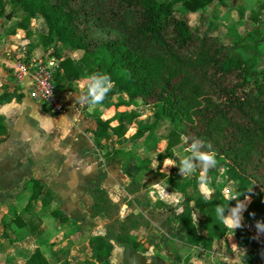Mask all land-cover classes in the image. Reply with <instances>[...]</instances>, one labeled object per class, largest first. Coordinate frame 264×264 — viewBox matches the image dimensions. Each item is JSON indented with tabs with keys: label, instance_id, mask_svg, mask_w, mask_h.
Returning a JSON list of instances; mask_svg holds the SVG:
<instances>
[{
	"label": "trees",
	"instance_id": "16d2710c",
	"mask_svg": "<svg viewBox=\"0 0 264 264\" xmlns=\"http://www.w3.org/2000/svg\"><path fill=\"white\" fill-rule=\"evenodd\" d=\"M213 1L180 0L181 9L189 11L205 10ZM8 7L14 14L24 13L17 26L25 30L26 36L32 33V18L44 20L46 31L39 35V40L44 50L51 48L50 54L61 58V51L67 47L82 51L79 63L70 56L59 61L63 72L58 70L55 74L57 88L63 86L60 76L67 80L88 76L91 82L86 92L87 103L109 106L115 95L124 93L127 98L120 97L114 103L116 107L134 105L139 99L152 105L153 119L145 123H141L140 113L134 107L116 110L108 118L95 115L92 138L96 147L103 149L104 141L112 136L124 137L134 123L136 128L130 141L167 121V155L172 154L175 142L184 136V146L197 147L196 158L210 160L205 168L211 188L208 194L187 190L189 185L196 187L200 182L197 171L186 180H181L180 172L161 173L182 195L180 208L173 211L172 218L179 233L185 235L186 245L202 252L211 251L214 239L229 233L227 215L245 206L243 198L255 191L264 199V70L257 68L258 54L244 57L238 50L257 47L256 42L245 43L235 38L229 44L214 32L200 33L187 18L176 13L172 0H0V16L6 14ZM259 8H264V1ZM247 18L256 24L261 22L258 11H251ZM56 42L61 43L60 47ZM12 96L1 93L0 102ZM114 120L116 123L112 124ZM7 131L0 113V140ZM104 154L113 157L109 151ZM167 155L159 156V165ZM136 159L135 155L123 167L131 181L142 168ZM231 181L236 188L226 195L223 188ZM28 184L31 192L26 204L19 212L14 209L11 217L1 219V234L9 242L20 238L15 233L16 225L24 226L23 234L34 232L43 214L74 223L61 208L53 206L50 187L34 177L24 182V186ZM91 195L93 215L110 221L105 233L90 237L85 264H111L115 242L142 249L140 239L131 233L137 220L114 217L116 204L103 187L93 188ZM254 239L249 235L240 243ZM174 259L181 257L175 254ZM254 262L252 258L248 264ZM24 264L50 262L37 246Z\"/></svg>",
	"mask_w": 264,
	"mask_h": 264
},
{
	"label": "rangeland",
	"instance_id": "374dc122",
	"mask_svg": "<svg viewBox=\"0 0 264 264\" xmlns=\"http://www.w3.org/2000/svg\"><path fill=\"white\" fill-rule=\"evenodd\" d=\"M172 1L176 13L187 18L190 24L200 33L207 31L214 32L223 39L224 42L229 44L232 43L235 38H239L240 41L245 43L256 42L257 47L247 50L239 47L238 50L244 57L258 54L259 60L257 62V68L264 70V8H259L260 2L264 0H223L224 2L215 0L213 15L210 14L209 10H204L203 12H200L201 10H183L181 9L180 0ZM240 11L243 12L242 16L240 15ZM251 11L259 12L260 23L256 24L247 18L248 13ZM10 18L13 24L16 18ZM39 21L41 20H35L34 26H39ZM255 29H257L256 31L258 33H255ZM119 98L120 97L116 96L115 99L119 100ZM40 103L27 96L26 101L22 102V105L16 106L15 104L13 107L14 109H16V107L19 109L15 111L8 120L10 128V133L7 136L8 139L2 138L0 140V151H3L5 148L9 149L7 154L3 156L0 155V195L16 193L19 198L14 203H16V207L20 208L26 202L31 191L29 184L23 186L21 182L24 177H28L27 175L33 171L32 169H35L34 167L37 163L40 167L45 168L46 166L52 165V162H55L60 164L59 171H61V173L65 172L67 176L72 173V177L73 175L77 176V178L79 177V180H73L72 177L67 178L65 175V178H55L56 184L58 185L53 187V189L55 188L57 191L53 199V206L61 207L63 205L65 209L67 208L69 210L66 211L70 213L77 222L76 224L63 223L51 215L44 216L45 223H48V225H46L47 230L40 234L41 239H43V245L41 244L40 247L48 251L47 256L53 261H55L54 248L58 247L57 252L60 254V264H85L88 255L87 248L89 237L102 231L105 232L108 223L107 218L94 217V215L91 216L92 210L90 206L92 197L86 176L89 175L93 177V179H98L93 180L92 183H99L101 185V175L105 174L101 172V175H96L95 171L97 170L94 167H91L90 171L88 165L91 164L92 161H89L87 158L70 159L71 168L67 170L66 152L58 149L59 145H66L61 141L65 139H60V136L58 137L51 128L53 124L51 120L55 119L57 116L48 111V109ZM133 106L139 111L140 115L145 117L141 120V123L153 119L152 105L139 99ZM121 108H123V106ZM135 128L136 124L134 123L126 132L128 138L125 136V138L106 140L105 149L109 151L111 149H118V146L122 148L123 146H128L126 144L131 142L129 139L134 134ZM169 129L170 124L164 121L141 142L137 150L139 154L140 152L142 153L140 162L144 166V169L137 174V180L133 183H129V180L118 178V183L116 185L118 187H116V191L110 190L113 192V195L116 192L118 194L119 201L115 202L118 216L131 214L133 210H130L128 207L133 205L135 200L146 202L147 200L154 201L153 199L162 197L164 189L166 191L168 189L167 196L164 195V197H172L170 201L173 203L180 201L179 197L174 198L170 194L171 187L161 174L165 173L163 172L164 170H162L163 165H171L172 174L180 172L182 176L186 175L183 179L187 177L192 178L193 172L196 170L200 181L196 185L197 190L206 193L210 192L211 188L205 171L210 160H208V158H196V154L198 153L197 147L191 144L184 146V136L180 138V141L175 142L172 147L173 154L171 157L164 158L159 165V156L161 154L167 155L165 149L167 143H165V140L168 141L169 139ZM115 143H118V145H115ZM134 149H136V147L131 151H129V149L128 151L123 149L117 150L116 156L120 159V163L124 165L128 162V159L134 160L135 155L137 156ZM64 151H66L65 147ZM102 153L101 150L96 151L93 147V156L96 158L95 161L98 165V169L101 171L105 166V161L102 157L100 159ZM102 160L104 161V165ZM80 164H84V173L86 175H82L78 171ZM62 166L66 168L64 171L61 170ZM84 179L86 180L85 183L81 181ZM139 180L141 181L139 182ZM15 181H18V183L15 184ZM119 188H121L120 191ZM124 188L129 191L137 190L136 192L138 193L134 195V198L127 200V198H123L122 196L124 192L127 194V190H124ZM187 190L190 193L196 192L193 184L188 186ZM227 191L226 189L224 190L225 193H228ZM252 193V195L247 196L249 202L246 207L241 209L236 208L227 215V220L229 219L231 225L235 227L238 225V228L233 229L232 232L229 233L230 245L228 241H221L218 250L210 253L202 252L195 248L189 249L182 244L178 234H175L169 227L167 228V225L162 226L160 224L161 221L154 217L161 225V228L152 227V232L149 231L145 234H139V238L141 240L144 239L143 246L145 247L140 250H134V248L132 249L127 243L125 245H117L111 258V264H158L156 261H160V264H167V246L170 243L178 248L182 255L187 254V260L190 259L189 262L183 260L179 264H248L252 258L256 261L253 264H264V241L254 237L255 239L252 242H248L246 245L240 243L251 235L243 228H239V225H243L242 220L245 217H248L257 229H264V199L255 191ZM121 203L129 205L126 206L127 211L126 207L122 206ZM177 207L179 208V206H175L172 207V209ZM169 210L168 207L164 209L166 213ZM238 213H242V215H238ZM142 216L143 215L138 213L136 217L139 221L144 222L145 219L143 220ZM237 216L239 220L236 219ZM164 220L165 217L163 216V221ZM168 236L171 237V242H168ZM34 244L35 242H33V240H29L23 249L26 250L27 248H31ZM68 256H71L70 260H68Z\"/></svg>",
	"mask_w": 264,
	"mask_h": 264
},
{
	"label": "crops",
	"instance_id": "0c3cea01",
	"mask_svg": "<svg viewBox=\"0 0 264 264\" xmlns=\"http://www.w3.org/2000/svg\"><path fill=\"white\" fill-rule=\"evenodd\" d=\"M215 0L213 2H211L208 6L207 9L205 10H209L210 14H214L213 12V6ZM10 10V7L7 8L6 14L4 16H0V94L4 93V92H8L13 94V96L4 102H0V113L3 114L4 118H5V122L7 124V135L3 137V139H8V135L10 133V128L8 125V120L10 118L11 115H13L15 113V111H17L19 108L16 107V109H14L13 107L15 106H20L22 105V102H25L27 99V96H29L28 94V89L26 86H18L16 85V83L14 82V80L12 79L11 75L8 72V69L5 67V65L2 62V58L4 57V55L9 52V51H19V52H25L27 55L31 56H39V55H45L47 53H49V50H44L42 45L40 44V40H39V35L43 32L46 31V25L43 19L36 17V18H32L31 22H30V28L32 30V33L29 36H26L25 30L22 28H19L17 26V22L20 20V17L24 14L23 12H15V14ZM204 10H201L200 12H203ZM202 14V13H201ZM18 15V17H17ZM16 16V17H15ZM10 17L16 18V21L12 24V19ZM41 20L39 21V26H34V21L35 20ZM57 47H60L61 43L60 42H56L55 44ZM82 55V51L79 49H75L72 47H67L65 49H63L61 51V59H63L64 57L70 56L71 58L74 59V61L78 62V59L80 58V56ZM61 72H63V69L61 68ZM60 79L62 81L63 86L58 88V94L59 97L61 99V101L63 102V104L65 105V111L63 113H54L52 111H50L44 104V106L46 107V109H48V111H50L51 113L55 114V119L51 120L52 121V125L51 128L54 130V132L56 133V135H58V137L60 136V139H65V140H61L62 143H65V146L59 145L58 149L60 151L66 152L65 154L67 155V170H70V164H71V160L70 159H89V161L91 160L92 163L89 164V170L91 171V167L96 168L97 171H95L96 175L100 174L101 172H104L105 175H101L102 179H100L102 181L101 185L99 183H92L93 180H98V179H93V177H90L89 175H87V181H88V186L90 188L89 191H91L93 188L95 187H103L107 193L109 198L111 199V201L113 203L118 202V194L117 192L113 195V192L110 190H115L116 191V186L118 183V178H121L122 180H129V183H133L135 180H137V174L139 172H141L144 169V166L142 165L141 170H139L135 177L134 180L131 181V178L125 173L124 171V165L127 163H125L124 165L122 163H120V159H118V156H116V152L117 150L123 149L125 151H131L134 147H136V149H134L135 154H137V159L140 160V156L142 155V153L137 150L138 147L141 145V142L144 141L146 139V137L148 136V134L146 133L145 135H143L141 138H137L135 140V142L131 141L128 142L126 145L128 146H123V148L121 146H118V149H111L109 150V155H113L112 158H108L104 153L106 151H108V149H105L106 146L102 149V148H98L95 146L93 138H92V130L95 129L96 124H95V115H100L103 118H108L110 116H112L116 110H123V109H130L131 107H134L133 105H120L118 107H116L114 105L115 102L118 101V99L116 100V96L121 97L123 99H126V95L124 93H120L118 95H115L112 100H111V105L109 106H104V105H99V104H94V103H87L86 102V96H87V88L89 86V83L91 82V78L88 76H79V77H74L72 80H67L64 79V76H60ZM60 81V82H61ZM93 91V89L91 90ZM26 96V97H25ZM30 97V96H29ZM31 98V97H30ZM33 99V98H31ZM35 100V99H33ZM37 101V100H35ZM38 103H40L39 101H37ZM41 104V103H40ZM43 105H42V109H43ZM123 106V108H121ZM142 115H140L139 120H143ZM116 120L112 121V124H115ZM150 134V133H149ZM126 138H128V134L125 135ZM122 137V138H125ZM119 139L116 136H112L110 139ZM109 140V139H108ZM6 141V140H5ZM65 141V142H64ZM168 141L165 140V143H167ZM105 143V141H104ZM106 145V143H105ZM115 145H118V143H115ZM64 147L66 148V151H64ZM93 147L94 150L96 151H102L103 153L100 156V159L102 157V159L105 161V166L103 167L102 171L98 169V165L96 163V158L93 156ZM8 148L3 149V151H0V155H5L8 152ZM121 152V151H120ZM113 153V154H112ZM126 153V152H125ZM98 154V153H97ZM96 154V156H97ZM173 154V153H172ZM167 155L166 157L169 158L171 157V155ZM164 157V158H166ZM130 158V156H129ZM102 160V163L104 165V161ZM129 160V159H128ZM58 163L52 162V165H49L48 167L46 166L45 168L40 167L39 164H35V169H32L33 171H31L30 169V173L27 175L28 177H24L21 184L24 186V182L31 178L34 177L35 179H38L40 182H42L44 185H46L47 187H50L53 193V197L55 196V192H57L55 190V188L53 189V187H55L57 182L55 180L56 177H58L60 179L61 178H65L64 175L67 178H71L72 177V173L70 175L67 176V174L61 173L60 168H59ZM58 166V167H56ZM66 168L62 166L61 170H65ZM84 164H80L78 171L82 174V175H86L84 173ZM162 170H164L163 172H165L167 175L171 174V170L172 167L171 165H163ZM196 171V170H195ZM186 176V175H184ZM181 175V180H186L183 179V177ZM52 179H51V178ZM73 180H79V177L77 178V176L73 175L72 177ZM187 179H190V177H187ZM52 180V181H51ZM99 180V181H100ZM84 183L86 182V180H81ZM141 180H139L140 182ZM166 181V180H165ZM167 182V181H166ZM232 183H227L224 188H223V192L224 190H228V193H225L226 195L230 194L235 188H236V183L231 181ZM18 183V181H15V184ZM20 184V185H21ZM142 184V183H141ZM167 184L171 187V196H173L174 198H180V201H177L176 203H173L171 200L172 197L168 198V197H164L167 196L168 193V189L167 191L164 189V192L162 194V197L157 198V199H153L154 201H144V202H140L138 200H135L134 204L131 205L130 210H133L131 214L129 215H124V216H118L117 214V210H116V214L114 217H118L120 219L126 220V219H130V218H135L137 220V225L133 226L131 228V233L133 235H135L137 238H139V234L140 233H148L149 231L152 232V227L155 228H161L162 226L167 225V228L169 227L171 230L174 231L175 234H178L181 238V242L185 247H188L189 249L195 248L198 249L196 247L193 246H189L186 245L184 243V239H185V235L179 233L178 231V226L176 221L172 218V214L173 211L176 209L180 208L181 205V193L179 191H177V189L175 187H173L171 184H169L167 182ZM192 185V184H191ZM110 186V188H109ZM142 186V185H141ZM190 186V185H189ZM194 186V185H193ZM168 187V186H167ZM31 188V187H30ZM160 188V187H159ZM195 190H197L196 187H194ZM121 190V188H119V191ZM124 190H127L124 188ZM137 190H127V194L124 192L122 194L123 198H127V200L134 198V195L138 192H136ZM201 191V190H199ZM31 192V191H30ZM189 192V191H188ZM205 194H208L204 191H201ZM161 193V192H160ZM193 194H196L193 193ZM92 197V195H91ZM19 198L18 195H16V193L14 194H2L0 195V264H24L26 257L28 256V254L35 248V247H40L41 244L43 243V239H41L40 234H42V232H45L47 230L46 225H48V223H45V219L44 216H48L51 215L50 213L47 214H43L40 216L41 219V224L38 225L35 229L34 232L31 233H27V234H23L24 233V226H20V225H16V227H18L17 231H15L16 235L20 236V238L16 239L14 238V240L9 242V239L2 236V231H3V225L1 222L2 217H11L12 216V212L14 209H16L17 212L20 211V209L26 204V202L20 207H16V203H14L17 199ZM246 199V203L245 206H247L248 202H249V198L246 196L245 198H243L242 200ZM72 200V199H69ZM93 201V198H92ZM241 201V200H240ZM92 204V203H91ZM122 206H129L127 204H123L121 203ZM175 206H179V208H174L172 209V207ZM36 207L39 208L40 207V202H38L36 204ZM91 207V206H90ZM169 208L170 210L167 211V213L164 211L165 208ZM243 207V208H244ZM61 208L64 213L71 219L73 220V224H76L77 220H75L73 218V216L68 213L67 211H69L67 208L65 209L63 207V205ZM238 208V207H237ZM239 209V208H238ZM67 210V211H66ZM91 216H93V209L91 207ZM126 211H127V207H126ZM140 213L141 215H143V220L145 219L144 222H141L138 220V218L136 217L137 214ZM238 215H242V213H238ZM52 216V215H51ZM163 216L165 217V220L163 221ZM94 217H103L101 215H94ZM154 217H156V219H158L160 222L155 220ZM107 218V217H104ZM108 222L110 221L109 218ZM148 223H147V221ZM236 219L239 220V217L237 216ZM59 220V219H57ZM60 221V220H59ZM62 222V221H61ZM66 223V222H63ZM227 223L230 227V232H232L233 229L238 228L237 227L231 225L229 219L227 220ZM249 223L251 225H253L254 227V233H252L250 230L246 229L244 224ZM242 224L243 225H239L240 229H244L247 232H249L251 235H253L255 238H258L259 240L263 241V234H264V229L261 228L260 230L257 229L255 227V225L252 223V221L248 218L245 217L242 220ZM108 225V223H107ZM196 225L199 227V224L196 222ZM200 228V227H199ZM106 230H107V226H106ZM105 230V232H106ZM168 230V229H167ZM202 232H204L202 229H200ZM23 231V233H22ZM104 231L100 232V233H96V234H103L105 233ZM229 233L222 237V238H215L214 242H213V248L210 252L213 251H217L219 246L221 245V241H228V244L230 245L231 241L229 238ZM12 234V233H11ZM95 235V234H93ZM91 235V236H93ZM174 235V234H173ZM90 236V237H91ZM89 237V239H90ZM140 239V238H139ZM169 241L171 242V237L168 236L167 238ZM29 240H33V242H35V244L31 247V248H27L26 250H24V246L25 244H27V242ZM40 240V242H39ZM140 241L142 242V249L145 247L143 246V241L144 239H140ZM119 243V244H118ZM121 243V244H120ZM125 245L126 242H115L113 245V249H112V254H111V258L114 254V251L117 247V245ZM129 244V243H127ZM43 245V244H42ZM246 245V244H243ZM129 246H131V248L133 249L134 247L132 245L129 244ZM41 248V247H40ZM89 249V242H88V248ZM41 250L46 254L47 256V250L45 251L43 248H41ZM134 250H136V248H134ZM140 250V249H137ZM199 250V249H198ZM58 251V247L54 248V255H55V261L51 260V258H49V256H47L50 264H60L61 259H60V254ZM88 252V251H87ZM208 253V252H207ZM175 254H179L181 257V260H177L175 261L174 259V255ZM188 255H182L178 248H176L174 245H171V243L167 246V264H173L174 262L179 264L180 262H182L183 260H185V257H187ZM71 259V256H68V260ZM190 259H188L186 262H189ZM193 260V259H191ZM158 264H160V261H156ZM256 262V261H255Z\"/></svg>",
	"mask_w": 264,
	"mask_h": 264
},
{
	"label": "built area",
	"instance_id": "2783aa9c",
	"mask_svg": "<svg viewBox=\"0 0 264 264\" xmlns=\"http://www.w3.org/2000/svg\"><path fill=\"white\" fill-rule=\"evenodd\" d=\"M59 61L60 58L50 53L28 57L25 52L19 51H9L2 58L16 85L26 86L31 98L41 102L54 113L65 111L55 77L56 72L61 70ZM244 226L255 235L253 225L246 223Z\"/></svg>",
	"mask_w": 264,
	"mask_h": 264
}]
</instances>
